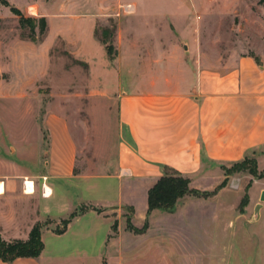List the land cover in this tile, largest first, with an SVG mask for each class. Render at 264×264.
I'll use <instances>...</instances> for the list:
<instances>
[{"label": "crops", "instance_id": "0c3cea01", "mask_svg": "<svg viewBox=\"0 0 264 264\" xmlns=\"http://www.w3.org/2000/svg\"><path fill=\"white\" fill-rule=\"evenodd\" d=\"M28 7L34 9L35 2H27ZM46 11L43 5L37 11L47 22L48 34L42 41L10 38L0 28V98L10 99L12 110L23 109L28 91L49 75L52 48L63 39L74 58L89 67L95 99L89 110L116 108V142L102 154L115 164L102 173L76 172L79 144L60 102L58 112L47 114L45 126L62 127L73 151L68 163L54 164L41 183L20 167L16 170L20 180L0 181V237L8 242L27 240L39 224L43 252L38 258L0 259V264H99L98 260L100 264H239L244 233L256 235L252 251L259 244L264 252V203L254 219L264 192V57L243 54L214 69L204 64L180 69L173 53H160V60L154 57V61L163 64L161 72L141 69L139 80L133 81L130 70L112 67L105 45L95 37L94 23L76 41L60 32L49 43ZM166 34L167 44L173 45L176 33L169 27ZM196 62L204 63L203 57ZM72 125L87 130L82 120ZM245 159L256 161L259 176L227 174ZM166 168L189 178L192 189L215 194L188 195L174 212L154 210L148 216L149 191ZM244 182L247 213H226L224 195ZM45 185L50 197L44 195ZM82 207L88 210L57 234L58 226ZM128 209L133 211L134 227L142 229L149 222L144 233L127 230L123 220ZM100 236L104 251L98 247ZM228 254L234 255L232 261Z\"/></svg>", "mask_w": 264, "mask_h": 264}, {"label": "rangeland", "instance_id": "374dc122", "mask_svg": "<svg viewBox=\"0 0 264 264\" xmlns=\"http://www.w3.org/2000/svg\"><path fill=\"white\" fill-rule=\"evenodd\" d=\"M33 1L34 9L25 8L27 2ZM9 2L16 8H22L25 16L37 19L41 17L37 12L38 8L45 6L51 24L49 43L60 32L65 38L76 41L86 32L87 25L94 23L96 39L100 43L104 42L105 44H102L111 50L112 67L116 70H130L133 73V81L139 80L141 69L147 70V73L150 69H153V72H161L163 64L159 61V64H155L157 62L154 61V57L160 60V53H173L180 69H194L202 64L206 68L214 69L227 63L232 57L243 54H258L264 57V0ZM127 5H131L130 11L125 9ZM0 9V28L3 27L10 38L28 39L29 29L22 28L10 8L0 4ZM34 11L36 14H33ZM169 27L177 35L173 45L167 44L166 33ZM47 34L48 28L43 36L36 29V38L40 41ZM159 38L162 39L161 44L157 42ZM51 54L49 75L37 80L36 85L28 91L26 99L22 101L23 109L12 110L11 100L0 98V181L20 180V174L16 171L17 167H20V171L28 172V176L41 183L45 181L44 176L54 164L64 166L68 163L73 151L62 132V127L50 125L48 130L45 126L47 114L58 112L60 102L66 108L68 121L71 122L70 128L79 144L76 172L97 174L110 171L114 167V159L102 154L112 149L116 142L118 123L115 106L112 105L111 110L101 109L95 113L90 111V105L95 99L91 94L94 83L89 67L74 58L63 39L56 41ZM96 54L99 57L102 55L99 50ZM200 56L203 57L204 63L196 62ZM40 68L42 67L39 66L38 71ZM113 80L117 82L115 77ZM110 85L112 86V83ZM124 85L128 86V79L124 81ZM26 103L30 109H27ZM75 120L84 121L87 130L86 126L73 127ZM28 136L31 139H28ZM39 138L41 139L38 140ZM253 169L252 161H247L232 169L231 175L243 177L251 174ZM241 185L239 189L229 188L224 195L228 203V214L247 213L245 208L249 202L246 194L248 184L244 182ZM244 198H247L248 202L241 205ZM132 212L127 210L123 224L128 231L135 233L129 229L130 225L134 226L131 220ZM61 228L62 223L57 229ZM114 231L117 232V224ZM251 235L244 233V252L240 255L239 264L249 261L252 264H264V252L263 249L261 252L259 244L255 246L254 253L252 251L254 246L251 243L255 242L256 235ZM102 239L100 236L98 247L104 251ZM227 258L232 261L234 255L228 254ZM98 263L100 264V260Z\"/></svg>", "mask_w": 264, "mask_h": 264}, {"label": "trees", "instance_id": "16d2710c", "mask_svg": "<svg viewBox=\"0 0 264 264\" xmlns=\"http://www.w3.org/2000/svg\"><path fill=\"white\" fill-rule=\"evenodd\" d=\"M0 4L5 7H9L12 14H14L22 28L29 29V38L33 41H37L36 29L39 30V34L43 36L47 32V22L43 18H34L27 17L23 14L22 11L16 7L10 5L7 0H0ZM104 43V42H102ZM105 44V43H104ZM107 53L111 58V50L107 46ZM247 161H252L254 169L251 172L253 176H259L256 161L253 159H245L241 163L233 165L231 168L227 169V174H232L234 168L242 165ZM225 184V183H224ZM224 184L222 186H224ZM191 180L187 177H184L182 174L174 171L172 169L166 168L165 174L156 185L149 191L148 195V216L154 210H163L166 212H174L176 205L180 199L185 196H195L199 198H208L213 196L215 193H202L200 191L194 190L190 187ZM247 198H244L241 205L247 203ZM88 210V207H82L80 210L74 212L68 219L62 222L63 228L57 229V234H63L69 223L78 215L83 214ZM149 228V222L146 221L142 229H137L134 226L130 225L129 229L135 232L136 234H142ZM44 249V243L41 236V226L39 224L35 225L27 240H14V241H5L0 237V259L4 262H12L18 258H38L42 254Z\"/></svg>", "mask_w": 264, "mask_h": 264}, {"label": "water", "instance_id": "95a60500", "mask_svg": "<svg viewBox=\"0 0 264 264\" xmlns=\"http://www.w3.org/2000/svg\"><path fill=\"white\" fill-rule=\"evenodd\" d=\"M263 203H264V192L262 193V196L260 198V203L257 205V207L255 209V215H254L255 220H257L260 216V209H261Z\"/></svg>", "mask_w": 264, "mask_h": 264}, {"label": "bare ground", "instance_id": "6f19581e", "mask_svg": "<svg viewBox=\"0 0 264 264\" xmlns=\"http://www.w3.org/2000/svg\"><path fill=\"white\" fill-rule=\"evenodd\" d=\"M48 186L45 185V192H44V195L47 196V197H50V195L48 194V189H47Z\"/></svg>", "mask_w": 264, "mask_h": 264}, {"label": "built area", "instance_id": "2783aa9c", "mask_svg": "<svg viewBox=\"0 0 264 264\" xmlns=\"http://www.w3.org/2000/svg\"><path fill=\"white\" fill-rule=\"evenodd\" d=\"M131 5H127L126 7H125V9L127 10V11H130L131 9H132V7H130Z\"/></svg>", "mask_w": 264, "mask_h": 264}]
</instances>
